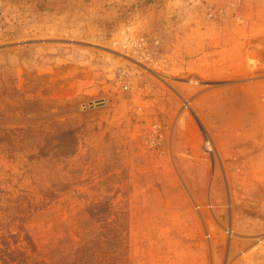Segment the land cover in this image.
<instances>
[{
	"label": "rangeland",
	"instance_id": "1",
	"mask_svg": "<svg viewBox=\"0 0 264 264\" xmlns=\"http://www.w3.org/2000/svg\"><path fill=\"white\" fill-rule=\"evenodd\" d=\"M1 1L0 264H264V0Z\"/></svg>",
	"mask_w": 264,
	"mask_h": 264
},
{
	"label": "built area",
	"instance_id": "2",
	"mask_svg": "<svg viewBox=\"0 0 264 264\" xmlns=\"http://www.w3.org/2000/svg\"><path fill=\"white\" fill-rule=\"evenodd\" d=\"M4 16L2 1L0 0V30L2 28V19ZM114 45L122 52L128 54L134 60L121 62L115 69L113 78L116 79L120 88L125 92H132V83L134 77H141L143 74L142 69L144 67L138 64L139 61L143 62L147 66H151L153 61L152 48L147 36L142 34L131 33L127 30H123L122 34L114 39ZM142 67V69H140ZM146 70V69H145ZM144 71V70H143ZM190 82H198L196 78L190 79ZM141 110V109H140ZM168 128L159 119L152 120L147 127L143 130V144L157 153H165L167 149ZM203 149L206 153L210 154L214 151L210 141H206L203 144Z\"/></svg>",
	"mask_w": 264,
	"mask_h": 264
},
{
	"label": "bare ground",
	"instance_id": "3",
	"mask_svg": "<svg viewBox=\"0 0 264 264\" xmlns=\"http://www.w3.org/2000/svg\"><path fill=\"white\" fill-rule=\"evenodd\" d=\"M255 63V62H254ZM253 65V64H252ZM255 66V65H254Z\"/></svg>",
	"mask_w": 264,
	"mask_h": 264
}]
</instances>
